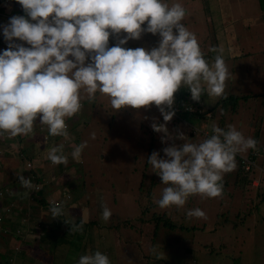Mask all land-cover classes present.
I'll use <instances>...</instances> for the list:
<instances>
[{
	"label": "clouds",
	"instance_id": "9594fccd",
	"mask_svg": "<svg viewBox=\"0 0 264 264\" xmlns=\"http://www.w3.org/2000/svg\"><path fill=\"white\" fill-rule=\"evenodd\" d=\"M17 2L22 6L26 16L15 12L16 16L3 27L8 48L0 53V136L5 134L10 138L29 136L33 134L34 125L39 120V124L45 127L43 133L47 136L46 139L60 143L47 150L46 158L54 165L74 167L84 163L82 152L87 143L80 144L78 141V145V142H71L68 137L71 132L70 124L76 119L77 114L81 109H85L84 107L90 109L82 103L84 98L91 102L95 100L97 93L107 96L111 107L117 111L116 115H111V122L118 121L124 126L129 123L125 119L128 108L141 109L154 104L161 112L165 123L154 122L152 128L158 133H164L161 139L166 143L171 138L166 123L172 119L186 120L181 115L183 110L174 104L175 94L182 86L190 90L194 101H200L205 92L209 97L224 95L226 81L230 77L224 58V48L212 47L210 51L216 53L214 59L209 61L205 58L197 36L182 23L186 16V8L179 2L171 4L167 0H17ZM145 33L158 35L160 37L158 45L150 50L143 47L135 49L125 47L130 40H139ZM110 37L116 38L111 41L115 46H109ZM17 39L26 42L30 47L16 43ZM261 97L258 94L253 98ZM93 104L97 105L96 102ZM212 109L216 112L217 107L214 105ZM231 109L235 110L234 106ZM199 110L203 117L211 115L210 111L207 114L203 113L201 108ZM184 111L192 112L193 109L187 106ZM90 112L88 123L94 121L95 117L109 113L108 110L91 109ZM124 112L126 113L123 114ZM211 127L212 132L202 130L201 135L205 138L202 142L192 143L186 136L180 134L178 138L184 141L182 145L165 147L164 158L155 151L148 158L153 172L165 185L162 194L157 198H151L156 211L172 206L183 208L195 195L202 198L222 196L223 177L237 168L236 158L239 170L242 169L244 173L253 174L260 171V177L254 176L251 183L247 182L245 185L252 188L251 201L256 204V208L264 202L260 192H257L259 186L264 184V167L258 163V158L264 155V146L258 147L256 140L262 135L261 130H255L252 138L245 137L234 125H229L227 130L215 124ZM122 131L123 129L112 132ZM151 137L150 143L157 135ZM68 145L74 146L71 157L78 162L76 164L68 163V156L64 154V147L67 148ZM32 162L33 158L27 163L28 166H31ZM17 176L23 188L33 189L30 178L23 174ZM239 179L237 184L244 185L242 179L240 181ZM37 186V189L41 187ZM25 194L27 195V192ZM55 198L51 200L50 207L53 218L64 213L58 196ZM65 199L70 200L71 195L65 193ZM102 208L101 218L107 222L112 212L104 204ZM68 215L60 218L65 222L70 221L66 222L67 227L70 223L84 220V218L72 220ZM186 215L189 218L206 219V213L200 208L190 209ZM2 224L0 222V226ZM82 224L83 221L78 226L71 225V231H82ZM3 227L5 233H12L11 236H17V233H20L19 229L23 228L14 226L13 230L9 225ZM161 241L156 239L154 241L153 237L152 249L157 246L155 243L161 245ZM220 245L222 247L223 243ZM169 248L173 249L170 246ZM222 248L218 252H221ZM153 251L155 252V248ZM223 253L231 255L233 264L234 256L227 251ZM147 256L168 264L167 259L161 255L155 256L152 252ZM216 259L212 264H220ZM77 264H111V261L108 255L97 250L81 255Z\"/></svg>",
	"mask_w": 264,
	"mask_h": 264
},
{
	"label": "rangeland",
	"instance_id": "374dc122",
	"mask_svg": "<svg viewBox=\"0 0 264 264\" xmlns=\"http://www.w3.org/2000/svg\"><path fill=\"white\" fill-rule=\"evenodd\" d=\"M2 1L1 5L7 7V11L6 9L4 11L6 18L11 19L16 16L8 2ZM238 1L239 3L236 4L234 9L237 14V20L228 25V27L226 26L228 40L226 45H224V58L230 77L226 81L224 94L250 95L252 97L246 101L240 100L239 102H243L239 104L237 110L231 109L234 106V100L227 99V107L219 105L217 106L216 112H214L212 107L216 105L221 96L209 97L207 95L201 104V109L203 113L207 114L210 111L211 115L208 117L199 115L193 122V125H190L187 121H174V119L167 122L166 127L171 134V138L165 143L161 139L164 133H158L152 128L154 122L160 124L165 123L161 112L154 104L141 109L128 108V114H126L125 119L129 123L124 126L118 121L111 122V115H116L117 111L111 107L110 99L107 96L101 95L91 101L89 107L93 111L108 110V114L97 118L95 117L94 121L88 123L87 120H89L91 112L90 109L87 110L84 107L85 109H81L77 117H75L76 119L70 124L71 132L68 137L71 139V142L79 141L80 144L87 143V147L82 152L85 165L84 163L74 167L64 164L54 165L53 163H47L49 160L47 158L45 160L43 155H41V159L45 163H35L38 166L43 164L45 169L50 172V175L54 174L57 184L59 186L62 185L60 186L61 188L66 184L74 183L75 178L81 176L88 182L92 179L95 180L96 186L106 182L108 185L113 184L117 189V195L104 194L102 195L103 198L100 192H94V189L89 186L77 188L78 190L74 189L75 192L81 191L76 196V201H74V203L78 202L79 204L78 211L82 210L80 207H84V202L80 204L81 200L87 196L88 192H92V195L87 201V205L90 207L92 214L89 213V218L92 220L96 219V214L103 221L101 212L104 199L106 206L112 212V216L107 221L106 228L99 230V226L94 225V232L87 230L84 233V238L77 235L75 241L76 246L72 249L79 247L83 254L94 253L96 251L95 246L106 249L109 240L119 239L124 248L122 249L120 247L119 249H115L114 253H118V255L116 257L111 256L112 258H109L111 262L113 259L115 260V264H149V257L147 255L154 252L152 249L153 237L150 236L152 232L149 233L150 235L143 233V229L146 230L148 227L146 225L144 227L142 226L141 218H151L150 223H154V215L166 214L171 221H164L163 224L170 225L172 222L176 223L174 227L176 230L169 231L166 228V233L161 235L160 238L157 237V241H161L162 239L167 242L177 241L175 243L176 245L181 244V241H183L185 246H199L201 253L206 249L209 251L212 245L216 247L219 243H223L221 250L224 252L227 251L234 256L233 264H261V261L264 264V223H255L253 221L255 216L260 217L262 215L264 202L260 203L259 207L256 208V204L251 201V186L237 184V179L230 177L234 174V170L225 174L228 178L223 183V194L220 197L202 198L199 195H195L191 200L187 201L183 208L172 206L167 213L164 209L156 211L153 208L154 202L151 199L157 198L159 194H162L165 185L153 184V180H156L158 183L159 181L153 172L152 166L148 163V158L154 151L159 152L161 157L164 158L163 149L165 147L182 145L184 141L178 138L180 134L186 136L192 143H199L205 140L201 135L203 134L202 130L212 132L211 126L213 124L225 130H227L229 125H234L245 137L253 138V132L258 129L261 130L260 135L263 132L264 95L259 99L253 98V95L264 93V0ZM181 4L186 8V16L182 23L190 31L195 33L201 50L204 54L207 53L214 45L213 40L215 35L220 32V29L213 20V15L205 16L204 10L208 7L207 0H181ZM4 23L0 22L1 29H3L4 25L8 24V21ZM151 35L158 38L155 40L160 39L158 35ZM231 36L233 38H229ZM112 39L116 40L115 37H110V47L115 46V44H111ZM147 41L150 43L149 39ZM5 42L6 39L3 32H0V44L2 45ZM130 42L126 44V48L135 49L142 44V41L131 40ZM137 42L139 44H136ZM24 45H27V43ZM215 55L216 53L213 52V59ZM86 100L88 99L84 98L82 103L87 106L89 102ZM93 102H96L97 105L93 106ZM191 109L196 110V107L191 106ZM116 118L117 120L119 119V117ZM172 122H174L173 125ZM142 123L145 124L143 129L141 128ZM253 126L254 128L252 129ZM34 127L38 128L35 136H27V139L16 140L17 143H15L17 147L22 149H31L29 154L32 158L39 157L37 151L38 149H42V141H39L37 148L33 145L34 139L38 138V140L44 139V141H47L46 150H44L46 154L49 148L60 144L52 142V139H46L47 136L43 133L45 132V127L43 128V125L39 124V120H37ZM122 129L123 131L119 133L112 132ZM38 131L39 133H37ZM93 133L95 134V138H93ZM152 135H157V137H154L155 139L150 143V137ZM15 138L10 139L14 140ZM10 143L11 141L7 143L8 149L11 147ZM257 146H264V134L258 139ZM67 149L64 147V152ZM236 162L237 168L235 170L239 168L237 158ZM68 163L76 164L78 162L73 160L70 154L68 156ZM258 163L264 167V155L258 158ZM31 167L32 163L31 166H27L28 169ZM88 169L92 172L91 176H89ZM37 170V172L34 170L31 171L34 174L32 176L33 180L38 178L37 174L43 176L45 173L44 169ZM259 172L256 176L260 177ZM51 178L52 176H49L47 179ZM41 180L42 177L40 178ZM45 183L47 185V182ZM254 192H256V188H254ZM63 193V197H58L61 202L60 206L64 205V203L66 204L64 189ZM54 195L51 194L50 198ZM54 199L56 198L54 197ZM69 201L71 202L72 198L67 200V202ZM26 203L22 202L20 204L26 205ZM195 208L203 210L206 213V219L187 217V211ZM8 209L6 208V211ZM233 209H235L236 213H230ZM43 210L44 216L40 218L42 221H37L35 214L29 219V216L26 217L24 215L25 213L21 211V216L17 218L14 216V221L19 223V227L25 226V228L20 229L23 232L26 230V226L29 229L28 225L31 222V233L36 232L37 227L42 228V226H45V223H49V218L46 215L48 214V210ZM75 210L76 208L72 209V211ZM35 211H41V209H36ZM125 213H129L134 218L131 222L133 223L135 221V227L120 224L119 219H124L123 215ZM22 215H24L23 219ZM72 220L74 219L72 218ZM27 222H29L28 225ZM80 224L78 223V225ZM179 224L183 230L179 229ZM5 225L11 226V223L6 221L1 226L3 227ZM53 225V222L49 223V227H45V230L40 232L42 237L40 239H34L31 245H34L44 238L45 235H48L49 229ZM74 232L70 228L65 240L72 242ZM76 232H78L77 234L81 233V231ZM139 242H141V245ZM137 243L138 245H134ZM6 244L8 246L9 242H6ZM158 248H155V256H157L156 251ZM133 252L136 253L135 257L132 255ZM180 252L181 250H177V253ZM3 253L4 251H1L0 255L2 256ZM171 253L175 252L170 248H162V251H158V254L162 258L167 259V261H169L168 254ZM55 256L62 264H77V262L63 258L58 249ZM162 262L165 263L163 260Z\"/></svg>",
	"mask_w": 264,
	"mask_h": 264
},
{
	"label": "crops",
	"instance_id": "0c3cea01",
	"mask_svg": "<svg viewBox=\"0 0 264 264\" xmlns=\"http://www.w3.org/2000/svg\"><path fill=\"white\" fill-rule=\"evenodd\" d=\"M207 1H209V3H211V4H213V6L219 12L218 13L219 14V20L215 24L220 29V32H219V34L215 35L214 40H213L214 45L212 47L222 46L225 50L224 45H226L227 40H228V37L226 35V30H227L228 25H230L231 23H234L237 20V14H236L234 9L236 7V4L239 3V1L238 0H207ZM1 2H3V1L0 0V8H2L1 11H5V9L7 11V7L1 5ZM167 2H169L170 4L174 3V2L181 3V0H167ZM8 4H9V6H11L13 12H16L18 15L26 16V13L24 12L22 6L17 2V0H9ZM211 9H208L209 13H211L210 12ZM1 11H0V22L5 24L4 22L8 21V23H9L10 19L6 18V14L1 13ZM205 16L208 17L209 15H205ZM0 32H3V29L0 28ZM229 38H233V36H231ZM148 39L150 40V43H148V41H147ZM155 39H158V38L153 37L150 33H145L142 35L141 39L133 40V41H142V44L140 47H143V48L150 50L154 46L158 45L159 40H155ZM18 41L19 40L17 39L15 42L18 43ZM20 42L23 45L26 43L23 41H20ZM151 42H153L154 45L151 46ZM136 44H139V43L137 42ZM24 46L28 47L30 45H24ZM7 48H8V42L7 41L5 43H3L2 45L0 44V53L3 52L4 50H6ZM240 53H242V51H240ZM231 56H232V54H231ZM35 129L37 130L38 128L34 127V130ZM37 133H39V131ZM262 134H264V128H263ZM29 136H31V135H29ZM24 139H27V136H18L14 140L13 139L11 140L7 134L0 136V193H2V194H0V204L2 203V205H3L0 207V222H2V223L6 222V221H8V222L10 221L9 217H12L10 212L12 213V211L14 209L11 207L10 212L6 211V208L8 209L9 207H6L7 205L4 204L5 202H10V203L14 202L13 204H15V203L20 204L22 202H27L26 204H28V201L26 199L28 197V193H27V195L25 193L28 191L30 192L31 190H27L20 185L19 178H18L17 174H23L26 178L29 177L31 179L34 187L37 185V182H40L41 184L47 182V185L45 183V185L42 186V187H44V190L40 194H42L44 200L50 202V204L52 203L51 200L52 199L54 200V197L58 196L57 195L58 191L60 190V186H62V185L59 186L57 184V181H56L54 174L49 175V176H52L51 179H47L49 176H44L47 171H46L45 166L43 164H41L39 166L35 165L37 169H41V170L44 169L45 170V173L43 175L44 177H42L43 181L32 179V176H34V174L32 172H29V170L27 168V166H28L27 163L30 162V159H32V157L29 155V153L31 152L30 151L31 149H22L20 147H17V145L15 144V143H17L16 140H24ZM9 141H11L10 149H8V144H7ZM39 141H42V144H41L42 149H38L37 152H38L39 157H33V161L35 160L34 163H45L42 161L41 155H43L45 157V160H46V153L44 150H46L47 141H44V139L38 140V138L34 139L33 145H35L37 148H38ZM73 147L74 146H72V145H68V147H67L68 149L66 150V152H64V154L69 156L73 150ZM34 187L32 190H34ZM66 190H65V193H68L69 195H71L72 201L67 202V199H65L66 204L64 203V205L61 206L63 211H64L63 215L66 216L69 214L68 216L71 219L73 218L75 220L77 218H83L84 217V220L88 221L89 219L87 218V216L85 218L82 210L81 211L77 210L78 206H79L78 202L74 203V201H76V196L79 193L75 192V190H73V191H66ZM51 194H55V195L52 198H50ZM30 196L28 197V199L30 198ZM80 198H81V196H80ZM83 199L81 200L80 204H82ZM20 206H22L21 212L25 213L24 215H26V217L29 216V219H30L35 214V219L37 221H42V219H40V218H43V216H44V210L42 208H36V209H41V211H35L36 209L35 210L33 209L34 211H30V213H29V210L25 207L26 205L20 204ZM75 208H76V210L72 211V209H75ZM80 209H82V208L80 207ZM47 210H48V214H46V215L49 218L48 219L49 223L53 222L54 224L58 225V228L60 227V229H58V230L55 229V233L65 231L67 228V223L65 222V220L63 221L59 217L53 218L51 211H50V207H48ZM37 212H39V213H37ZM24 215H22V217ZM19 216H21V213H19V215L15 216V218H17ZM27 221H30V220H27ZM13 223L15 226H18V224H19V223H16L14 220H13ZM28 223L29 222H27V225H28ZM49 223H45V227H49ZM12 226H13V224H11V228H12ZM28 226H29V229H27V226H26V230H24L25 233L18 228L20 230V233L23 235L24 238L15 239L11 235H9V237L3 239L0 236V252L4 251L2 256L0 255V264H51L50 261H51L52 257L54 256L55 252H52L53 246H52V244L49 243V241L52 240L53 237H52V239L50 238L48 241V244L45 245L47 247V249L52 250V251H49L47 253V252H43V250L41 249L37 253H35L36 249H40V246H38L37 243H39V242L42 243V241L45 240L46 235L44 236V238H42L39 242L35 243L34 245H31V243L34 239H40V237H42L40 232L44 229V227L42 229L40 227H37V231L31 233V231H32L31 222L29 223ZM23 228H25V226H23ZM52 230L53 229L50 228L49 232H51ZM105 240H107V239H105ZM6 242H9L8 246H7ZM139 243H141V242H139ZM220 244L221 243H219L218 245H220ZM134 245H138V243L134 244ZM33 246H36V247H33ZM120 247L122 249L124 248V246L122 245V242L119 239L109 240L107 247H106L107 251L105 252V254L108 255L109 258L111 256L116 257L118 255V253H114L115 249H119ZM213 248H214V246H210L209 251H208V249H206L204 252L201 253L199 246H185V244L183 243L182 246L173 247V250L175 251V255H174V253L170 254L171 258L168 257V259H169L168 264H212V261L215 260V258H217L216 253H212ZM18 250H20V251L18 252ZM177 250H181V252L177 253ZM80 253H81V250L78 249V251L72 255L73 258L76 255H79ZM110 253L112 255H110ZM132 255H133V257H135L136 253L133 252ZM113 261L115 262V260H113ZM260 261H261V259H260ZM149 264H165V263H163L162 261L154 260L150 256ZM261 264H262V261H261Z\"/></svg>",
	"mask_w": 264,
	"mask_h": 264
},
{
	"label": "trees",
	"instance_id": "16d2710c",
	"mask_svg": "<svg viewBox=\"0 0 264 264\" xmlns=\"http://www.w3.org/2000/svg\"><path fill=\"white\" fill-rule=\"evenodd\" d=\"M207 2H208V8H206V10H204V13H205V15H209V16L213 15V20L216 23L219 20V14H218L219 12L216 10V8L213 6V4L209 3V1H207ZM208 9H211V11H210L211 13H209ZM1 10H2V8H0V11ZM1 13H4V11H1ZM18 43L21 44L20 40L18 41ZM111 44H113V43L111 42ZM205 58L208 59L209 61H211L213 59V52L212 51H208L207 53H205ZM259 95L262 96V95H264V93L259 94ZM99 96H101V94L97 93L95 99H97ZM205 97H206V92L202 95L200 101H194L192 99V97H191L190 90L187 89L186 87L182 86L181 89L175 94L174 104L178 105L183 110L181 112V115L184 117V119H186L185 121H187L190 125H192L193 122L196 120V118L199 115L203 117V114L201 112H199L200 111L199 109L201 108V104L204 101ZM250 97H252V96H250V95L224 94L223 96H221L220 100L217 102L215 107H217L219 105L226 106L227 105L226 100L227 99H231V100H234V108L236 109V107L238 106L237 104L239 103L240 100L246 101ZM253 97H255V95H253ZM86 101L89 102L87 104V106H89V104H91V102L89 100H86ZM92 105L95 106L94 104H92ZM187 106H195L196 110L194 109L192 112L191 111H184ZM125 113L126 112H124L123 114H125ZM143 127H145L144 123L141 124V128L142 129H143ZM35 134H36V131L34 130L33 134H31V135L35 136ZM191 137L193 138V136H191ZM151 138L152 137H150V141H151ZM256 140H258V138ZM47 163H52V162L48 161ZM28 170H29V172H31L32 170H34L35 172L38 171L36 169V166H35L34 162H32V167L29 168ZM88 170H89L88 171L89 172V176H91L92 172H91L90 169H88ZM46 171L47 172L45 173L44 176H49L50 172L48 170H46ZM154 174L156 175L159 183L162 184L161 178L155 172H154ZM257 174H258V172H255L253 174H251L250 172H245L244 173V171L242 169L239 170V168H238L237 170H234V174L231 175L230 177L233 178V179L241 178L243 183L246 184L247 182L251 183V179L254 176H256ZM44 176L37 174L38 178L36 180H40V178L44 177ZM83 178L84 177L79 176V177L75 178L73 184H66L62 188L60 187V190L58 191V194H57L58 197L60 198V196L61 197L64 196L63 189H64V191L66 189H67L66 191H73L74 189H77V188L79 189V188H83V187H87V186L93 188L94 192H96V191L100 192L101 193V197L104 194L117 195V189H116V187L113 184L108 185L106 182H103L102 184L96 186V181L95 180L92 179L90 182H88L85 178L84 179ZM227 178L228 177L224 175L223 181L227 180ZM101 179H102V176H101ZM41 181H43V180H41ZM142 184H143V182H142ZM153 184L157 185L158 182L156 180H153ZM37 185H40L42 187V186L45 185V183L41 184L40 182H37ZM37 185L34 187V190H31L30 192L29 191L27 192L28 193V197L31 195L29 199H28V197L26 198L27 201H28V204H26V206H25L29 210V213H30V211H34L36 208H42V209H46L47 210V208L51 207V205H52V204H50V202L44 200L43 195L40 194L44 190V187H42V188L40 187L39 189H37V187H38ZM79 191H77V192L81 193V191L80 192ZM257 192H260V197L264 199V184L262 186H259V189H258ZM91 195H92V192H88L87 196L82 201V203L84 202V207H82L83 208L82 212L84 213L85 218L87 216V218L89 220L85 221V220L82 219L80 221H75L74 223H70L65 231L56 232V233H55V229L56 230L58 229V225L54 224L51 227V229H53V230L51 232H48V235L45 236V240L42 241V243H40V242L37 243V245L40 246V249H36L35 253H37L41 249L43 250V252H47V253L49 251L53 250L52 252H55V253H54V256L52 257V259L50 261L51 264H62V263H60V261L55 256L56 251L58 249V251L60 252L62 257L65 258L66 260L73 261V262H78L79 257L81 255H83V253H80L79 255H76L74 258L72 256L79 249V247H77L75 249H72L73 247L76 246V242H75L76 241V236L79 235V236H82L84 238V233L87 230H89L90 232H94L93 231V226L94 225H98L99 228H100L99 230H102V229L107 227V222L101 221L100 217H98L95 213L94 214H95L97 220L96 219L92 220V219L89 218V213L91 214V209L87 205V201H88V198H90ZM103 202H104V205H106L105 199L103 200ZM13 203L14 202H11V203L10 202H5L4 203V204L7 205L6 207L14 208L12 213L10 212L11 209H9V212L12 215V217H9L11 222L14 220V216L19 215V213L21 211V208H22V206H20V204L15 203L17 205L16 206ZM1 206H3L2 203L0 204V207ZM168 210H169V208L164 209V211L166 213H167ZM102 211H103V208H102ZM37 213H39V212H37ZM230 213H236L235 209L231 210ZM101 214H102V212H101ZM123 216H124V219H119L120 224L128 226V227H135V221L133 223L131 222V221L134 220V218L129 213H125ZM23 217H22V219H23ZM59 218H65V215L62 214ZM150 220H151V218L143 217V218H141V223H142L143 227L145 225L148 227V229H146V230L143 229V233L146 234V235H150L149 233L152 232V235H150V236L154 237V241H155V239L157 237L160 238L161 235H164L166 233V230H165L166 228H168L169 231L176 230V229H174L176 223L172 222V224H170V225L163 224L164 221H168V220L171 221V219H169V217L166 214L154 215V218H153V220L155 221L154 223H152V222L150 223ZM82 221H83V224H82L81 233L77 234L78 232L75 231L73 233L74 239L72 240V242L66 241L65 237L67 236V233H68V231L71 228V225L72 226H78V223H81ZM253 221L255 223H264V211L262 212V215L260 217L255 216L253 218ZM66 222L69 223L70 221L66 220ZM11 224H13L12 229H15L14 223L12 222ZM103 224H105L106 226H104ZM179 226H180L179 229L183 230V228L181 227L180 224H179ZM43 227H44L43 230H45V226H42V228ZM180 230H178V231H180ZM11 234H12L11 232L5 233L4 227L0 226V236H1V238H3V239L7 238ZM12 237L15 238V239L24 238L21 233H17V236H12ZM52 237H53V239H52ZM50 238L52 240L49 241ZM162 240L163 241H161V245H158L157 243H155L159 247L158 248V247L154 246V248H158V250L156 251L157 254H158V251H162V248L163 249H165V248L168 249L169 246L170 247H176V246H180V245L182 246V244H183V241H181V244L176 245L175 243L177 241L176 242H167L164 239H162ZM48 241L53 246L52 250L47 249V247L45 246L46 244H48ZM212 246H214V245H212ZM222 247H223V245H222ZM222 247H221V245H218L216 247L214 246V248L212 249V253H216L217 259H218V261H220V264H231V260H232L231 255L224 254L223 251L217 252ZM102 248H104V247H102ZM102 248H97L95 246L96 251L98 250L101 253L105 254L106 249H102ZM62 251H63V253H62ZM153 254H155V252H153ZM110 255H112V254L110 253ZM159 258L162 259L161 257H159ZM111 264H115V262L112 261Z\"/></svg>",
	"mask_w": 264,
	"mask_h": 264
}]
</instances>
